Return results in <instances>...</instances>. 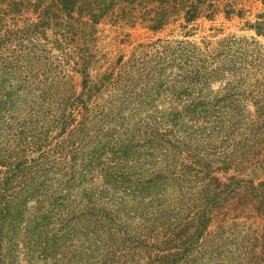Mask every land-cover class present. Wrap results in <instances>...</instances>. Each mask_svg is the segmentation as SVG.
Masks as SVG:
<instances>
[{"label":"trees","instance_id":"1","mask_svg":"<svg viewBox=\"0 0 264 264\" xmlns=\"http://www.w3.org/2000/svg\"><path fill=\"white\" fill-rule=\"evenodd\" d=\"M221 16L244 11L0 0V264H264L263 51L239 66L228 39L158 40L106 69L94 50L109 17L158 34ZM247 28L264 38V14Z\"/></svg>","mask_w":264,"mask_h":264},{"label":"rangeland","instance_id":"2","mask_svg":"<svg viewBox=\"0 0 264 264\" xmlns=\"http://www.w3.org/2000/svg\"><path fill=\"white\" fill-rule=\"evenodd\" d=\"M231 1L236 2L239 9L244 11L243 19L232 18L229 21L223 16L219 17L214 22L203 19L196 23L195 28L190 26L188 31H182V29L174 30L173 28L155 34L141 26L130 27L125 24H119L115 22L119 21L116 17H109L97 27L98 40L94 50L97 52L96 54L101 57L103 61L102 64L105 65L104 68L107 67L106 64H111L109 67H119V64H115L118 60H123V63H127L134 55L135 50L141 45H149L158 40L188 41L196 42L200 45H202V43H209L211 48H214L218 46V43L228 39V43L233 45V50L228 55L222 54L220 60L228 61L239 58L240 61H238V64L242 66L243 60H248L249 57L251 60L252 56L253 59H255L260 50H262L264 54V38L257 37L253 31L247 28L248 23L254 24L258 15L264 14V4L262 0ZM32 2L38 3V0H32ZM24 18V21H30L29 19L35 21L36 15L26 13L22 15L21 19L23 20ZM171 30L174 31L172 32ZM189 31L190 37H185V32ZM48 36H50V33ZM253 39L258 43L257 46L253 43ZM47 47L51 49L52 45H48ZM53 54L58 55L55 49ZM143 86L145 87V85ZM251 223H254V228L259 227V222L254 220V218L251 219Z\"/></svg>","mask_w":264,"mask_h":264}]
</instances>
